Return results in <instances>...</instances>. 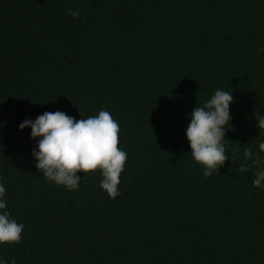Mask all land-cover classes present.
Instances as JSON below:
<instances>
[{"label": "trees", "instance_id": "trees-1", "mask_svg": "<svg viewBox=\"0 0 264 264\" xmlns=\"http://www.w3.org/2000/svg\"><path fill=\"white\" fill-rule=\"evenodd\" d=\"M68 9L79 10L73 18ZM264 0H0V182L24 224L11 264H264V190L245 148L264 140ZM232 92L229 158L204 178L188 114ZM107 110L127 153L121 195L35 167L25 118ZM82 115H81V113ZM264 158V153H260ZM245 163L249 171L236 175Z\"/></svg>", "mask_w": 264, "mask_h": 264}, {"label": "clouds", "instance_id": "clouds-1", "mask_svg": "<svg viewBox=\"0 0 264 264\" xmlns=\"http://www.w3.org/2000/svg\"><path fill=\"white\" fill-rule=\"evenodd\" d=\"M68 13L73 18L81 15L79 10L68 9ZM258 52L264 53V48ZM233 103L232 92L217 89L202 106L188 114L190 120L185 135L190 156L200 165L204 178L220 172L229 158L233 162L239 159L227 154L225 142L233 119L230 113ZM256 120L258 129H264V115H256ZM18 127L20 131L31 129L30 138L37 142L32 157L46 181L63 186L69 192L78 191L82 185L78 173L83 172L87 180L89 173L98 171L101 190L110 199L121 195L119 185L127 153L118 146L119 123L107 110L101 109L97 115L79 120L63 111L44 112L35 119L25 118ZM258 149L254 153L251 148H245L243 159L250 160L255 168L253 187L264 190V158L260 156L264 153V140L258 143ZM248 171V166L241 163L235 172L239 176ZM6 192L4 183L0 182V245H15L23 239L24 224L12 217ZM0 264H9V261L0 256ZM11 264H16L15 260Z\"/></svg>", "mask_w": 264, "mask_h": 264}]
</instances>
